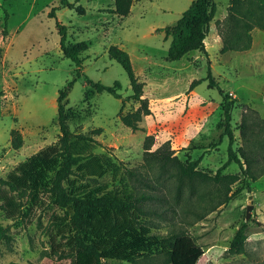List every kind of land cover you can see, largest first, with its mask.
Returning <instances> with one entry per match:
<instances>
[{
    "label": "rangeland",
    "instance_id": "374dc122",
    "mask_svg": "<svg viewBox=\"0 0 264 264\" xmlns=\"http://www.w3.org/2000/svg\"><path fill=\"white\" fill-rule=\"evenodd\" d=\"M69 1L82 5L85 12L57 7L53 17L48 12L59 5L58 0H0V179L14 184L10 188L0 181V222L10 235V239L0 237V264H71L69 258L39 255L57 236L56 222L64 217L63 210L49 192H29L20 172L36 152L60 147L57 96L75 77V65L59 47L56 19L67 26L68 40L88 44L81 52L80 75L59 100L70 130V149L85 156L73 165L70 181L81 188L126 186L158 193L160 201L151 204L164 209V216L149 213L144 218L152 230L165 232L174 208L176 223L184 225L203 248L195 264H264V29L253 25L249 49L220 53L221 43L213 42L215 20L226 15L229 0H212L215 11L205 38L207 54L192 50L179 60H167L170 37L159 28L172 25L192 0H133L123 17L108 11L112 0ZM261 19L255 14L249 22ZM110 44L128 52L137 78L144 83L143 96L151 112L142 116L138 129L120 121V99L86 85L87 78L104 84L118 81L123 96L131 93L127 73L107 54ZM208 65L218 86L234 98L232 146L240 158L249 159L258 176L249 187L242 181L232 183L229 192L238 191L214 209L211 206L223 187L196 182V195L188 197L184 187L175 203L172 169L160 168L153 157L146 163L143 160V140L152 134L150 150L169 140L173 155L181 160L199 158L197 167L206 172L214 173L224 162L228 139L221 133L222 97L207 80L189 88L193 79L206 76ZM137 107V102L128 100L121 111L128 113ZM12 128L22 134L18 149L10 147ZM128 168L154 186L129 176ZM238 172L233 162L221 170ZM248 194H252V209L246 219ZM105 217L107 226L118 231L130 215L109 212ZM243 221L248 222L247 237L239 247L231 248L229 241ZM103 264L134 263L107 258Z\"/></svg>",
    "mask_w": 264,
    "mask_h": 264
},
{
    "label": "trees",
    "instance_id": "16d2710c",
    "mask_svg": "<svg viewBox=\"0 0 264 264\" xmlns=\"http://www.w3.org/2000/svg\"><path fill=\"white\" fill-rule=\"evenodd\" d=\"M59 5L53 6L48 12L55 17L57 7L75 8L79 13H84L85 8L69 0H58ZM78 1V0H76ZM133 0H113V7L108 11L119 17L126 16L131 9ZM215 5L212 0H192L188 7L172 25H166L163 30L165 36H169V44L165 54L167 60H179L192 50H199L207 54L204 40L208 34L210 23L213 19ZM262 19L251 24L249 21L253 15ZM253 25L264 29V0H229L226 15L222 19L215 20V27L221 39L219 52L244 51L250 48V29ZM56 27L59 34V47L64 56L70 58L75 65V77L80 75L82 68L81 52L88 47L85 40L70 41L67 36V26L56 19ZM107 54L123 67L129 78L131 93L123 96L118 81L112 84H104L100 81L86 79V85L95 92L106 91L115 98L121 100L118 117L120 121L131 129H138L143 115L151 112L147 97L143 96V85L133 69L130 56L126 50L115 44L107 47ZM75 77L58 91L57 96V123L60 130V147H48L36 152L20 168L21 175L27 181L29 192L44 190L50 193L52 201L63 210V218L56 222L59 229L55 239L49 240V248L40 251L41 257L56 259L69 258L71 264H103L107 258L124 260L134 264H195L203 253V248L189 233L184 225L176 223L173 208L168 229L165 232L152 230V224L144 218L149 213L164 216V209L158 210L151 202L160 201L161 196L150 190H141L126 186L121 188L106 189L102 187H78L74 185L69 175L73 173V165L85 156L71 151L68 137L70 130L66 123V114L61 96L64 97ZM203 80H207L209 87L215 86L222 97L223 130L227 136V157L214 173L206 172L198 168L199 158H186L181 160L169 146V140H165L154 150H150L154 143L152 134L145 136L143 140V160L148 162L151 157L156 158L158 166L163 169L171 168V174L176 177L173 198L179 202L184 187L187 188V196L196 195L195 183L214 184L223 187L220 198L211 209L228 202L238 191H230V185L236 181H242L249 187L250 181H255L258 176L252 172V165L248 158H240L233 148L234 134L231 128V105L234 98L220 88L211 73L208 65L206 76L193 79L189 88ZM138 103V107L131 112L122 113V107L128 101ZM10 134V147L18 149L23 144L21 132L12 128ZM79 138L90 140L89 136L78 135ZM243 159V161L241 160ZM231 162L239 166L238 173H221ZM53 172L50 176L49 173ZM129 176L134 177L142 185L153 187L148 180L136 175V171L128 168ZM1 182L14 188L11 180L0 179ZM67 183V184H66ZM2 204H0V207ZM195 211V210H192ZM127 213L130 215L125 226L115 231L107 226V213ZM203 217V214L199 218ZM66 226V230L63 229ZM7 227L0 222V237L10 239ZM248 222H241L229 241L231 248L239 247L247 237ZM59 237V238H56Z\"/></svg>",
    "mask_w": 264,
    "mask_h": 264
},
{
    "label": "water",
    "instance_id": "95a60500",
    "mask_svg": "<svg viewBox=\"0 0 264 264\" xmlns=\"http://www.w3.org/2000/svg\"><path fill=\"white\" fill-rule=\"evenodd\" d=\"M65 102V100H64ZM252 194H248L247 198V205H246V212H245V218L247 219L250 215V210L252 209Z\"/></svg>",
    "mask_w": 264,
    "mask_h": 264
},
{
    "label": "crops",
    "instance_id": "0c3cea01",
    "mask_svg": "<svg viewBox=\"0 0 264 264\" xmlns=\"http://www.w3.org/2000/svg\"><path fill=\"white\" fill-rule=\"evenodd\" d=\"M112 7H113V0H112ZM111 7V8H112ZM114 14V13H113ZM115 15V14H114ZM213 42H217V43H221V39H220V37H219V35H218V33L217 32H215V34H214V36H213ZM204 43H206V39L204 40ZM254 44V37H253V39H252V45ZM220 46H221V44H220ZM219 46V47H220Z\"/></svg>",
    "mask_w": 264,
    "mask_h": 264
}]
</instances>
